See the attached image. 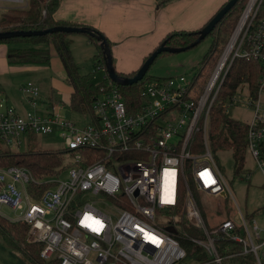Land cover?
I'll list each match as a JSON object with an SVG mask.
<instances>
[{"label": "built area", "instance_id": "built-area-1", "mask_svg": "<svg viewBox=\"0 0 264 264\" xmlns=\"http://www.w3.org/2000/svg\"><path fill=\"white\" fill-rule=\"evenodd\" d=\"M0 3L24 9L29 0ZM239 59L262 68L257 97L246 84L256 110L246 124L247 151L264 177V0H249L206 83L187 76L145 83L132 110L117 87L104 90L94 116L86 115L82 125L62 115L60 105L41 101L31 83L21 91L31 108L46 107L44 114L21 112L0 94L1 144L15 150L26 137L58 132L66 158L63 172L44 181L24 167L0 168V216L3 207L17 213L11 221L28 226L27 242L40 245L47 262L225 264L230 257L253 255L260 264L264 237L254 218L234 200L232 218L210 223L194 193L227 198L212 148L211 110ZM235 96L225 103L226 112ZM250 178L248 173L244 180ZM221 241L242 249L224 256Z\"/></svg>", "mask_w": 264, "mask_h": 264}, {"label": "trees", "instance_id": "trees-1", "mask_svg": "<svg viewBox=\"0 0 264 264\" xmlns=\"http://www.w3.org/2000/svg\"><path fill=\"white\" fill-rule=\"evenodd\" d=\"M246 0L239 2L215 27L210 36H214L215 45L210 50L206 59L201 64L200 77L196 83H206L205 71L217 63L215 54L221 45H226L238 18L242 12ZM59 6V0H29V6L26 9H13L4 14L0 25V32L8 31H44L54 27H84L77 24L62 23L55 21L53 15ZM92 29L89 27H84ZM94 30V29H92ZM97 31V30H94ZM102 34L101 32L97 31ZM199 32V31H198ZM198 32H174L169 34L159 45L166 43V46L173 48H187L198 39ZM103 35V34H102ZM71 34L56 33L42 37L30 38H12L2 40L0 43L8 46L7 60L10 66H34L46 67L51 63V45L54 44L57 54L61 59L64 69L67 73V81L72 87L70 96V108L72 111L82 114L86 120L87 117H93V105L96 98L104 91L117 87L120 91L126 106L132 110L133 106L138 104L140 89L145 83L161 80L163 78L149 77L148 74L138 84L132 86H118L110 80L106 71V57L100 47V43L93 37L90 41L96 43L99 54L96 57L97 68L93 74H83L81 68L75 62L71 50ZM109 51L112 54L110 41L106 38ZM158 47V48H159ZM157 48V49H158ZM155 49V51L157 50ZM223 51V50H222ZM164 53L163 55H167ZM160 56V57H161ZM148 57L146 58V60ZM145 60V61H146ZM105 69V80L95 83L96 73L99 69ZM137 73V72H136ZM136 73L130 76L123 74L121 77H134ZM205 73V74H204ZM262 76L261 66L252 61L243 59L237 60L228 76L224 81L218 101L211 110V131L212 148L233 150L235 169L237 174L243 170L247 146H248V126L230 118L225 109V103L236 94L237 89L242 84H248L254 97L258 96V79ZM29 146L26 151L18 152L0 143V168L12 166L24 167L32 172L37 180L44 181L51 177L60 175L65 169V153L62 150L37 149ZM204 214V213H203ZM205 216V215H204ZM28 226L22 223L12 222L11 220L0 216V240L5 248L19 253L29 264H60L58 261H44L40 257V245L27 242ZM220 251L224 256L240 253L241 245L232 241H221L219 243ZM195 249L194 247H189ZM199 253L200 250H199ZM201 257H206L200 254ZM225 264H259L253 255L234 256L225 261ZM264 264V254L261 257V263Z\"/></svg>", "mask_w": 264, "mask_h": 264}, {"label": "crops", "instance_id": "crops-1", "mask_svg": "<svg viewBox=\"0 0 264 264\" xmlns=\"http://www.w3.org/2000/svg\"><path fill=\"white\" fill-rule=\"evenodd\" d=\"M228 1L59 0L53 17L57 22L77 24L101 32L111 43L117 72L130 76L142 67L146 58L169 34L200 31ZM70 38L72 54L80 68L81 64L77 58L79 51H87L88 56H93L96 61L98 47L87 35L78 34ZM93 46L98 54H94ZM7 53L8 46L0 43V94L21 112L26 111L29 106L25 97L26 102L18 96L16 83L31 81V76L48 69L52 77L68 83L67 73L57 52L51 51L50 65L42 68L10 66ZM46 103L60 105L62 115L66 116L62 102L54 103L51 100ZM22 259L25 260L23 257Z\"/></svg>", "mask_w": 264, "mask_h": 264}, {"label": "rangeland", "instance_id": "rangeland-1", "mask_svg": "<svg viewBox=\"0 0 264 264\" xmlns=\"http://www.w3.org/2000/svg\"><path fill=\"white\" fill-rule=\"evenodd\" d=\"M248 1L249 0H246V2L244 3L243 9L245 8ZM26 8L27 7H25L24 9ZM13 9L15 8H8V5L0 3V25L4 14L10 12ZM77 35L71 34V37ZM214 45L215 38L214 36L209 35L196 47L191 48L185 52L179 54L163 55L159 57L152 65L151 69L148 72V76L163 79L174 76H187L189 79L198 78L200 77V66L206 59L207 55ZM225 47L226 45L220 44L218 53L215 54L217 61L222 55V50H224ZM50 48L53 53L57 52L54 44H52ZM95 49L96 48H94L93 46L92 50H94V54L97 53ZM77 58L81 64V71L83 74H93L95 73L96 69L100 67H97V63L93 56H88L87 51H79ZM212 69L213 68L209 67L205 71V73L207 74L206 81L209 79ZM106 76L107 75L105 69L101 68L96 73L95 83H102L105 80ZM29 83L39 89L41 101L49 102L53 100L54 103L62 102V104L65 105L64 112L68 120L78 122L81 125L86 122V118L82 114L74 112L70 108V94L72 92V87L67 82L58 80L56 77L54 78V76L52 77L49 69L44 70L42 73H39L36 76H31V81L25 80L22 83H16L15 90L17 91L18 96L24 101L25 96L21 91V88L25 87ZM235 99L236 102L234 103V106H230L231 103H228L227 114L233 120L242 123H250L255 116L256 110L254 106L251 107L249 105L250 99L248 95V86L246 84H242L239 87L236 92ZM261 101V115H264V93H262L261 95ZM42 108L44 109L35 110L29 106L26 108V111L36 114H44V110L46 107ZM27 139L28 141L26 144L24 142V144L20 148L15 150L18 152L26 151L29 147L27 146L29 144V141L31 142V147L37 149L59 150L64 148L63 140L61 139L58 132H55L53 135L49 136L32 135L30 137L24 138V141ZM214 156L227 182L229 191L227 193L226 199H214L200 194L193 188L197 202L201 207L206 219H208L210 223H214V219L220 220L225 218H232L234 211L233 206L236 202L245 215L253 217L254 220L259 224L260 228L263 230L262 236L264 237V214L262 212V208L264 207V177L262 172L258 168L256 161L252 158L251 153L247 152L244 168L240 172V174H237L235 169L233 150L220 148L215 151L214 149ZM248 173L251 174L250 181L244 180ZM66 177L67 173H64L61 176V180H64ZM2 213L4 217L10 220H15L18 217L17 213L7 207H3ZM186 263L189 264L190 262L187 261ZM0 264L28 263L23 260L22 257L16 252H12L6 249L3 245V242L0 240Z\"/></svg>", "mask_w": 264, "mask_h": 264}, {"label": "water", "instance_id": "water-1", "mask_svg": "<svg viewBox=\"0 0 264 264\" xmlns=\"http://www.w3.org/2000/svg\"><path fill=\"white\" fill-rule=\"evenodd\" d=\"M239 0H229L216 14L215 16L197 33L198 39L191 46L187 48H173L166 46V43H163L156 51H154L148 59L144 62L142 67L137 71L136 75L132 78L130 77H121L117 72L113 55L109 51V46L106 41V37L97 31L84 27H54L44 31H8L0 32V41L8 40L12 38H30V37H42L46 35H52L56 33H66V34H82L95 38L99 43L101 49L105 53L106 57V71L107 75L112 82L118 86H132L141 82L145 76L148 74L152 65L155 61L164 53L168 54H179L185 52L191 48L196 47L200 42L207 38L215 29V27L223 20V18L236 6Z\"/></svg>", "mask_w": 264, "mask_h": 264}]
</instances>
